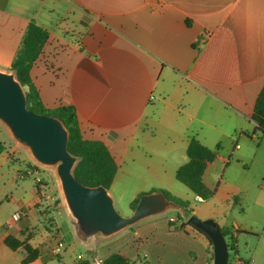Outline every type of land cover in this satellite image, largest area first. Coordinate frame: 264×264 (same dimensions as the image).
Masks as SVG:
<instances>
[{"label": "crops", "instance_id": "1", "mask_svg": "<svg viewBox=\"0 0 264 264\" xmlns=\"http://www.w3.org/2000/svg\"><path fill=\"white\" fill-rule=\"evenodd\" d=\"M31 22L50 35L33 82L47 108L73 105L83 137L107 145L118 166L109 190L116 205L166 190L235 238L244 263L264 264V242L250 243L264 240V136L251 119L264 86V0H0V70L12 72ZM11 138L0 128V264H103L113 253L135 264H214L205 235L169 229L176 216L147 218L116 238L79 239L87 250L76 255L47 211L38 172L8 156ZM192 138L217 153L204 176L216 190L209 201L176 178ZM51 216L66 242L56 256L48 228L29 234ZM9 235L27 239L39 257L24 263V247L5 244ZM164 236L175 250H152Z\"/></svg>", "mask_w": 264, "mask_h": 264}, {"label": "water", "instance_id": "2", "mask_svg": "<svg viewBox=\"0 0 264 264\" xmlns=\"http://www.w3.org/2000/svg\"><path fill=\"white\" fill-rule=\"evenodd\" d=\"M0 123L37 164L55 169L76 235L82 242L112 237L147 218L176 210L209 238L214 264H229V243L215 220L189 217L183 205L159 191L143 194L132 215L124 217L117 211L108 189L89 187L79 181L74 174L79 158L69 151V132L64 123L55 116L30 111L24 86L14 72L3 70H0Z\"/></svg>", "mask_w": 264, "mask_h": 264}, {"label": "trees", "instance_id": "3", "mask_svg": "<svg viewBox=\"0 0 264 264\" xmlns=\"http://www.w3.org/2000/svg\"><path fill=\"white\" fill-rule=\"evenodd\" d=\"M187 24L190 25V21H187ZM49 38L50 35L47 30L31 22L24 34L21 47L13 59L11 71L15 73L17 79L25 88L27 107L30 111L55 116L64 123L69 132V151L79 158L74 170L77 179L86 186H104L110 190L117 174L118 166L107 145L100 140H88L83 137L77 110L73 105H61L53 109L47 108L33 82L31 76L32 68L41 56ZM251 119L256 124V130L259 135L264 136V86L257 97ZM8 156L14 162L11 152H8ZM187 156V163L182 165L176 172L177 180L188 187L195 196L201 198L198 202L211 200L215 196L216 190L207 187L204 176L208 165L216 160L217 153L204 146L196 138H192L188 144ZM37 186L39 187V184ZM158 191L164 192L169 200L183 205L186 208L185 213L189 217L194 215V205L191 202L180 199L166 190H153L152 192ZM142 195H138L130 203L129 207L132 211L137 207ZM233 199H238V196L233 197ZM188 226L192 227L188 223L187 218L184 217V214L179 211H176V219L169 221V229L172 231H186ZM223 232L229 243L230 254H237L238 249L235 238H230L226 231ZM207 239L209 240L208 237ZM5 244L13 251L24 247L26 251L24 263H30L39 257V251L34 249L27 239L22 241L9 235L5 239ZM210 244L212 246L211 242ZM103 264H135V262L120 253H113L104 260ZM244 264L248 263L245 262Z\"/></svg>", "mask_w": 264, "mask_h": 264}, {"label": "rangeland", "instance_id": "4", "mask_svg": "<svg viewBox=\"0 0 264 264\" xmlns=\"http://www.w3.org/2000/svg\"><path fill=\"white\" fill-rule=\"evenodd\" d=\"M0 128H5L3 125L0 124ZM6 129V128H5ZM6 133V131H5ZM7 134V133H6ZM7 151L11 152L12 157L14 159V162L16 163L17 166L19 167H23V169H30L32 172H38V176L40 178L39 183L42 184L44 186L46 195L50 196V205L47 208V211L49 213H53L56 212L57 214L56 216V220L58 221V224L60 226L61 231H63L64 233L68 234L66 236V241L68 243V250H76V255L84 250H87L85 245L82 243H79L80 240L76 235L75 232V228L72 224L71 218L67 217L63 212L61 211L60 208H64L65 211L68 212L67 207L65 205L64 199H63V195L60 189V182L58 180V177L56 175V171L54 168H49V167H44L41 166L39 164H37L30 156L28 150L22 146H20L19 144H17L12 138L10 140V142L7 144ZM127 196H125L124 201H121L118 205H116V209L117 211L124 217H128L131 214V209L130 207H128L127 205ZM198 205V204H197ZM163 216H169V217H173L176 216V212L175 211H169L165 214L162 215H158V216H154L156 218H163ZM154 217H150V218H154ZM55 217L51 216L48 219H45L43 222H41V225H38L37 227L30 229L29 234L31 236H36L39 234V232L42 231H46L47 228L48 230H50V235L48 234V237L46 238L47 241L49 243L52 242V245L56 244V241L58 240L57 238V230L55 229V227L53 229H51V226H53V224L55 223ZM51 223V224H50ZM50 228V229H49ZM32 230V231H31ZM71 230L72 234L75 235V240H72L69 237V231ZM165 238H162V240L165 241L164 246H160L158 248H152V250H167L168 253H170L171 250H175V245H173L175 242L172 240V237H167L164 236ZM112 238H116V237H112ZM104 240H109V239H104ZM47 242V243H48ZM78 242V243H77ZM264 240H262L261 242L257 241V240H252L250 241L251 243V247L256 249L258 246V243H263ZM66 243V242H64ZM52 246H44L42 250H52L51 248ZM151 250V249H150ZM211 250L213 253V246H211ZM241 250H249L248 246L244 245ZM54 264L58 262V260L56 261V259H53Z\"/></svg>", "mask_w": 264, "mask_h": 264}, {"label": "built area", "instance_id": "5", "mask_svg": "<svg viewBox=\"0 0 264 264\" xmlns=\"http://www.w3.org/2000/svg\"><path fill=\"white\" fill-rule=\"evenodd\" d=\"M209 37H210V33L203 34L202 41L205 42L207 39H209ZM20 217H21V214L20 213L15 214V216H14V218L16 220H19ZM64 248H65L64 241L62 239H58L57 240V243H56V246L53 249V254L55 256L56 255H59L60 251L63 250ZM229 264H244V262L236 254H230Z\"/></svg>", "mask_w": 264, "mask_h": 264}]
</instances>
